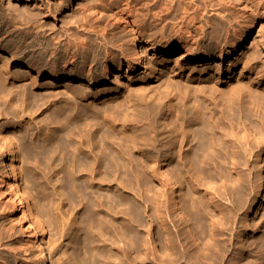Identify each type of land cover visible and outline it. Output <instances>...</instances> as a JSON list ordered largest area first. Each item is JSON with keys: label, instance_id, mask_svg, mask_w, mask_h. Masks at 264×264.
<instances>
[{"label": "bare ground", "instance_id": "6f19581e", "mask_svg": "<svg viewBox=\"0 0 264 264\" xmlns=\"http://www.w3.org/2000/svg\"><path fill=\"white\" fill-rule=\"evenodd\" d=\"M222 1L215 11L219 22L209 26L206 6H196L189 16L185 10L178 43H139L137 33L143 30L130 22L132 1L126 0L121 10L128 16L114 15L103 25V11L90 9L97 24L83 22L66 43L56 39L58 44L44 51L27 50L31 39H38L30 29L38 28L39 10L15 25L8 6L11 19H0V50L6 53L0 56V98L11 106L17 97L12 92L21 95L9 111L0 106V205L21 237L16 245L0 243V264H47V254L67 234L81 264H264V228L245 255L246 234L260 228L258 223L248 226V216L264 192V63L243 66L255 75V85L223 79L219 64L213 78L167 75L164 68L170 62L180 67L183 61L222 60L244 47L253 32L248 15H264V0ZM186 18L192 30L185 26ZM206 35L222 39L214 49H205ZM256 36L264 51V30ZM15 63L24 70L13 71ZM123 65L130 71L144 69L145 79L156 80L161 73L158 87L134 95L119 92L118 86L104 91L92 87ZM234 70L227 68L228 78ZM39 77L53 85L68 81L63 104L38 122L36 132L46 138L38 152L48 158L44 168L69 177L64 182L69 185L67 217L62 204L68 190L63 191L65 184H60L62 191L56 187L62 178L52 183L41 170L52 190L33 196L20 178L19 145L8 130L27 119L33 123L41 105L47 109L61 101L40 94L33 98L41 105L32 111L25 81L37 88ZM6 83L20 89L8 86L5 91ZM255 153L262 172L248 191L244 175ZM52 225L58 237L46 241Z\"/></svg>", "mask_w": 264, "mask_h": 264}, {"label": "rangeland", "instance_id": "374dc122", "mask_svg": "<svg viewBox=\"0 0 264 264\" xmlns=\"http://www.w3.org/2000/svg\"><path fill=\"white\" fill-rule=\"evenodd\" d=\"M124 1L126 0H0V19L4 23L9 21V18H10L9 11H8L9 5L11 6V11H12L11 18L15 17L14 22H12L15 25H21L26 20V18L28 17L30 12L34 8L39 10L38 16L41 18V20L38 22V28H36V31H35V28L30 29L33 33H35L33 36H35L36 39L37 38L38 39L37 41L36 40L34 41L31 39V41L29 42L30 47L27 50H32L33 48H35L38 50L42 49L44 51L46 47L57 45L58 43H62L63 41H64L63 43H66V40L69 38V34L76 33V31L79 30L76 27L81 25L83 22L87 21L88 23L97 24L98 19H95L96 17L91 13L90 9L92 10L99 9V11L101 12L103 11L101 13L102 16L99 20L100 23L103 25L104 23H106V21L107 23H109V21L112 20L111 19L112 16L127 13L126 11L122 12L121 10L122 7L125 6ZM131 1H132L131 6H130L131 12L129 13L131 16L130 15L128 16V14H123V15L125 17L128 16L131 23L136 24V25L138 24L142 27L143 31H139L137 33V36L142 38L138 41L139 43H142V41H146L147 39L149 41L154 40L153 42L178 43L180 41L179 40L180 39L179 38V35H180L179 27H180L181 22L183 21V12L185 10H187L188 14L185 12L184 13L187 14L186 16H189L196 6L202 7V8L206 6L207 9L204 14L206 17L210 18L209 23H208V26H209V25L219 22L218 19L215 18L216 17L215 11L217 10V8L220 7V5H222V2H223L222 0H131ZM48 6H50L49 9L47 8ZM226 11L229 12V15L232 18L234 17V11L231 9V7L228 8L227 6ZM54 16H55V19H54ZM248 19L254 21L253 32L247 38L248 40L245 42L244 47L240 49L238 53H232L230 55H225L224 59L222 60H217L216 58H214V59H211L210 61L209 60L202 61L196 64H186L183 61L181 62L182 67L181 66L179 67L180 63L179 65L174 66V63L170 62L169 64H166V66L164 67L165 70H167V75H171L173 73H179L181 75L182 72H185L187 74L190 73V75L202 74L203 76L213 78L218 75V74H214L213 68L215 67L216 64H219L221 68V77L223 79L237 78L239 79L241 84L249 82L250 84L255 85V83L252 81L255 75L254 74L251 75L248 73V68H249L248 65L245 66L244 68L243 66L245 62L247 61H249L250 62L249 64L253 66L254 65L256 66V63H260V64L264 63V51L261 47V44L259 43V39L256 36L260 29L264 30V15H262V13H257V14L253 13V14L248 15ZM187 20L188 19L186 18L184 23L185 22L187 23ZM186 23H185V26L187 27L189 26V29L192 30L193 29L191 26L192 24L186 25ZM204 25L206 24L204 23ZM205 30H206V33L209 32V28L207 27V25L205 26ZM36 32L39 35L36 34ZM56 39L60 41L58 42L56 41ZM221 39L222 38H219V40L217 41L216 39L210 38L209 35L208 36L206 35L204 39V48L214 49L215 47L219 45ZM150 53L152 54V52ZM5 54L6 53L4 51L0 50V56H5ZM251 55L256 56V58L250 59V57H252ZM173 57L178 58V54L173 55ZM228 67H230L231 69L232 68L235 69L234 71H232L230 78H228L229 77V74L227 71ZM11 68L13 71H17V70L20 71L22 69L24 70V68H22V66L19 65L18 63L11 65ZM172 69H173V72H171ZM143 71L144 69L130 71L127 69L125 65H123V67L121 68V71L115 74L114 73L111 74V76L108 78L106 82L105 80H101L95 83V85H93L92 87L98 91L99 90L104 91L106 89H112L118 86L117 88L119 92L130 94V95L136 94L143 88L152 89V88L158 87V83L160 82V78H161V73L158 74V78L154 80L152 78L151 79L143 78ZM115 75H118L117 78ZM38 79H39L38 83L40 87H37V88H34L30 84L29 81H25V87L28 92L27 94H29V96L27 97V102L29 103V106H31L32 104L34 107V109L32 106L30 107L32 111L33 110L36 111L38 109V107L36 108V106L38 105V102L35 100L36 99L38 100V97L40 96V94L45 95L44 93H49L50 94L49 96L51 97V99L54 98V100L56 99L55 101H59L60 99L61 101L54 103L55 105H53V103L50 104V106L47 109H46V105H41L40 102L42 101H39V104L41 106L40 105L38 106H40L41 110L38 109L36 112L37 114L36 113L33 114V118H35L33 120V123L27 119L20 127L15 126V127L8 128V130L9 129L11 130L12 136L15 137V139L13 137L14 141L15 140L17 141V142L15 141V143H18L17 145H19L17 156H18L20 178L23 182H25L27 187L30 188L29 189L30 193L32 195L34 194L33 196H35L36 198L42 196L43 192H44L43 195H47V193L52 190V188H50L51 186L48 188V186L46 185L44 181V179H46L45 178L46 176L51 175L52 183L53 182L59 183L61 182L59 181L60 178H62V182L59 184H56L57 189L58 188L60 189L59 191H62V188L65 184L64 183L65 179L69 183V179H68L69 177L67 173H66V177H64L65 175L64 172L58 171L57 173L56 172L49 173V171L44 168L45 163H46V161L44 162V160L45 159L47 160L48 158H42V156L39 155L40 153L38 152L44 150V147H42V143L45 142L44 140L46 138H44L43 135H41L42 136L41 137L36 133L38 122L41 119H44L45 117H47L49 114L50 115L54 114L55 110L57 109V106H60V104H63L62 97L63 96L65 97L64 92L66 91L65 89L68 86L66 85L68 81L63 80L57 85L55 84L53 85L52 82H49L50 79H47L44 77H39ZM263 82H264V79H263ZM6 85H5V91L7 90L8 86H9L8 89L10 91H12V89L14 91L16 88L18 90L20 89L18 85L11 86L9 83H6ZM10 86L12 87V89H10ZM15 91L12 92V96L13 97L17 96V97H14L13 104L9 106L8 102H5L3 98H0L1 107L4 106L5 108L4 107L3 108L8 109L9 111V107L10 109L14 108L17 104L20 103L19 101L17 102L18 98L20 100V95H21L20 90L18 92L16 91L17 93H15ZM32 93H34V95L35 96L37 95V96L36 97L32 96ZM33 97L36 99H34ZM2 122H3L2 119H0V124H2ZM52 126L53 125H51L50 127ZM4 129L7 130L6 127ZM43 131L44 132H42V134L45 133V130ZM25 132L26 134H24ZM25 148L26 149L28 148L27 154H26L27 150H25ZM29 150L31 152H29ZM256 154L258 155V153H255L253 154V157H250L249 169L247 170V172H245V175H244L247 180L248 191H250V188L253 186L252 184H255L256 180L258 179L259 175L262 172L259 166H256V164L254 163V159H255L254 157H256ZM56 157L59 158V156H55V158ZM31 164L32 166H30ZM36 164L39 165V167L41 166L40 168L42 169H40L39 167L37 168ZM263 166H264V163H263ZM41 170L44 174L47 172L45 174L46 176L41 172ZM57 178H59V180ZM53 179L58 180V181L57 182L55 180L53 181ZM42 180L44 182H42ZM60 184L62 188L60 187ZM66 184L64 187L65 189L63 188V191L66 192V190H68V192H67V196H66V193L64 194L65 196H64V201L62 204L63 205L62 211L64 213V216L67 217L69 215L68 214L69 211H66L65 209L69 210L68 209L69 208V188H68L69 185H67L66 187ZM259 199L260 198H258V200ZM1 207L2 205H0V243H2L3 245H8V244L16 245L19 243L18 241H20V237H21L19 232L17 231L18 228L16 225L13 224L12 220L10 219V213L5 212ZM253 211L254 213H251L248 216V226L252 227L253 229L258 223L260 225V228L254 232L250 231L246 234V237L248 239V241L246 242L247 248L245 250L246 256L250 254L249 252H250V249L252 248L251 246L253 245L252 241L260 237L261 230L262 228H264V218H263L264 192L262 193V198L260 199L259 204L257 205V207H255ZM242 213L243 214H241V216L246 214V211H243ZM56 232L57 231L55 230V226L52 225V226H49V228L47 227V233H45L46 241H48L49 238L57 239L58 234ZM60 242L61 244L59 245V247H57L55 251H51L50 253L47 254L50 257H48V259L46 260V263L47 264H81V262L78 261L79 257L77 256L74 245L71 244L69 235L68 234L65 235V238L61 239ZM234 247H236V242L234 243ZM160 250H161V247L159 246V251ZM31 261L32 259L29 260V262ZM244 261H247V257L244 259Z\"/></svg>", "mask_w": 264, "mask_h": 264}]
</instances>
